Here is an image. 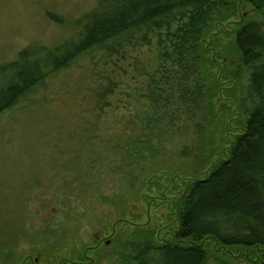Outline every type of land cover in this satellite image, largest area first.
Here are the masks:
<instances>
[{"label": "trees", "instance_id": "trees-1", "mask_svg": "<svg viewBox=\"0 0 264 264\" xmlns=\"http://www.w3.org/2000/svg\"><path fill=\"white\" fill-rule=\"evenodd\" d=\"M221 2L101 0L72 24L64 43L50 51L25 50L11 64L14 83L0 84V120L25 103L19 109L22 118L48 116L71 100L85 129L81 141L87 153L71 168L62 162L60 181L48 186L61 206L74 204L70 211L59 210L63 218L42 234L54 244L49 247L56 250L69 234L92 225L99 206L106 210L113 204V213L123 219L127 200L147 182L143 164L152 158L153 148H162L163 133L181 117L194 127L201 148L211 147L209 119L219 81L200 42ZM246 3L258 16L240 22L233 34L237 63L248 73L245 99L238 105L245 116L243 130L228 156L204 178L186 182L172 201L177 217L173 242L155 246L146 233V240L128 238L119 264H229L211 260L203 246L208 240L228 250H264V0ZM145 52L153 58H145ZM127 79L135 86L129 87ZM122 88L131 92L128 99L137 95L136 104L144 102L146 108L137 109L124 129L121 119L108 121ZM57 149L62 155L59 148L53 151ZM107 184L117 190L105 194ZM41 186L42 178L24 190ZM16 223L24 228L20 236L37 246L41 235L24 220ZM79 259L77 264L85 263V257Z\"/></svg>", "mask_w": 264, "mask_h": 264}, {"label": "rangeland", "instance_id": "rangeland-1", "mask_svg": "<svg viewBox=\"0 0 264 264\" xmlns=\"http://www.w3.org/2000/svg\"><path fill=\"white\" fill-rule=\"evenodd\" d=\"M99 1L0 0V84L14 83L10 66L19 61L23 51H50L64 43L72 24ZM218 7L215 22L209 24L200 42L205 57L215 63L212 69L219 81L213 118L209 119L213 144L201 148L194 127L181 117L182 121L163 133L162 148H153L152 158L148 157L143 164L142 175L147 182L138 195L127 200L123 219H117L120 215L113 213L116 212L113 204L106 210L99 206L101 210L93 216L92 225L83 226L75 235L69 234L56 250L49 247L54 244L44 240L42 234L47 226L63 218L59 210L70 211L74 204L66 201L65 207L61 206L53 196L54 190L48 186L60 181L57 176L62 173L59 168L62 162L71 168L72 163L77 164L75 160L87 153L88 147L81 141L84 125L79 122L71 100L67 105L59 103L48 116L22 118L19 109L25 103L0 120V264H77L81 255L85 257L84 264H119L121 246L128 238L146 240V233L155 246L173 242L177 217L172 201L177 200L186 182L204 178L228 156L245 122L238 105L245 99L248 73L237 63L233 34L240 22L257 18L258 14L246 0H222ZM213 53L221 59L215 60ZM152 55L145 52V58H153ZM131 76L130 72L129 78ZM125 83L135 86L130 79ZM121 91L113 98L116 109L109 114L108 121L112 124L121 119L120 128L124 129L132 124L137 109L145 111L146 108L144 102L136 104L137 95L130 100L127 94L131 92L126 93L125 88ZM53 148H59L63 154L59 155L58 149L53 151ZM41 178L43 186L24 190ZM76 178L82 181L81 177ZM107 186V195L117 190L116 185ZM81 207L79 213L82 214ZM17 219L24 220L26 227L41 235L37 246L20 236L24 228L16 223ZM43 245L47 246L46 250L41 248ZM203 246L212 261L264 264V250H228L213 240L204 241Z\"/></svg>", "mask_w": 264, "mask_h": 264}]
</instances>
